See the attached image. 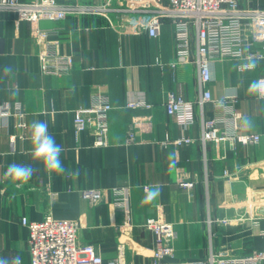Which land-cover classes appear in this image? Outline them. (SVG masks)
I'll use <instances>...</instances> for the list:
<instances>
[{
    "label": "crops",
    "instance_id": "crops-1",
    "mask_svg": "<svg viewBox=\"0 0 264 264\" xmlns=\"http://www.w3.org/2000/svg\"><path fill=\"white\" fill-rule=\"evenodd\" d=\"M34 25L61 30V51L74 57L68 74L41 71L39 45L31 36ZM191 35V54L181 58L174 28L167 21L160 35L153 37L145 30L121 33L97 14H71L61 20L32 23L17 22L14 12L0 13V105L20 102L23 110V115L0 116L3 257L18 255L28 264V228L21 218L41 220L48 212L56 218L76 220L79 243L94 244L104 264L113 259L121 264L151 261L154 237L142 225L149 216L174 224V260H206L211 252L244 255L262 247L264 217L260 225H254L252 219L264 210V100L250 94L248 87L264 75V58L256 62L254 70L243 72L238 71V59H214L208 83L215 98L237 95L234 109L241 114L239 130L259 133L260 142H204L203 119L224 109L212 102L200 103L193 27ZM6 65L13 67L8 75L3 73ZM171 91L193 100L195 123L183 126L167 113L165 102ZM96 93L107 95L113 106L108 114L106 146L93 144L90 128L78 137L74 131L75 109L89 106ZM130 100H143L150 106L131 108L127 106ZM244 117L251 118V128L243 126ZM34 120L47 121L49 134L63 147L65 169L78 170V175L49 173L41 162L32 160L30 125ZM131 128L135 138L127 142ZM183 135L195 141L185 145L172 142ZM170 153L175 154V167H169ZM13 162L35 169L19 189L4 175ZM184 180L192 185H181ZM115 186L129 187L131 227L125 232L120 227L123 212L111 203L109 190ZM151 186H160V196L142 203ZM83 188L103 189L104 197L91 204L82 197ZM222 218L229 223L223 224Z\"/></svg>",
    "mask_w": 264,
    "mask_h": 264
},
{
    "label": "built area",
    "instance_id": "built-area-1",
    "mask_svg": "<svg viewBox=\"0 0 264 264\" xmlns=\"http://www.w3.org/2000/svg\"><path fill=\"white\" fill-rule=\"evenodd\" d=\"M1 12H14L17 22L32 23L43 19L61 20L71 14H97L104 16L110 25L121 33L136 34L145 30L153 37L160 35L161 28L167 21L174 28L176 52L181 58H187L191 54L193 27L196 38L195 61L202 91L200 103L203 106L205 102H212L214 106L224 109L223 112L203 119V141H212L216 145L223 141L232 145L260 142L259 133L239 130L241 114L234 109L237 95L229 94L224 98H215L208 87L212 79V60L238 59V65H242L248 62L256 63L264 58V8L253 5L252 0H0ZM60 32L58 27L45 28L39 25L31 30L32 38L39 45L37 56L40 69L44 73L63 75L73 68V55L61 51L58 40ZM261 78H264V75L258 79ZM127 106L148 107L150 104L143 100H130ZM112 107L107 95L94 94L89 106L79 107L74 111L75 135L78 137L81 131L90 128L93 130L95 146L108 145V114ZM165 108L168 114L176 117L179 124L186 126L195 123L193 100L171 91L168 92ZM11 114L23 115L20 102H5L0 105V116ZM134 138L135 133L131 128L127 142L134 141ZM194 141V138L183 135L172 142L185 145ZM181 185L188 187L192 182L184 180ZM144 187L147 189L148 185ZM109 191L112 196L111 203L123 212L120 227L125 232L131 227L129 187L115 186ZM81 195L89 203L97 204L104 197V190L83 188ZM263 217L264 214L254 217L253 224L260 225ZM219 220L223 224L229 223L226 218ZM21 222L28 228V264H104L94 244L79 243L80 226L76 220L56 218L48 212L41 220H30L23 216ZM142 225L154 237L152 258L148 264H264V228L260 229V235L263 237L262 247L253 249L249 254L211 252L206 260L180 261L174 260V243L177 239L174 224L162 221L156 216H149ZM106 264H121V261L113 259Z\"/></svg>",
    "mask_w": 264,
    "mask_h": 264
},
{
    "label": "clouds",
    "instance_id": "clouds-1",
    "mask_svg": "<svg viewBox=\"0 0 264 264\" xmlns=\"http://www.w3.org/2000/svg\"><path fill=\"white\" fill-rule=\"evenodd\" d=\"M238 71H251L256 68L255 62H248L237 66ZM13 72L11 65H6L3 68V73L8 75ZM235 92V89L231 90ZM248 92L260 100H264V78L254 80L248 87ZM222 103V101H221ZM243 126L245 128H251L253 122L251 118H243ZM31 157L33 161L41 162L44 168L49 173H55L57 175L67 172L68 175H78L77 171L66 170L61 160V153L63 147L56 143L55 138L49 134L47 121L34 120L31 125ZM169 167H175L176 158L174 153L168 155ZM35 169L30 164H21L13 162L11 163L6 172L5 178L14 182L17 189L23 187L34 175ZM161 194L160 186H151L144 197L142 203L155 201ZM0 264H22L20 256L15 257H3L0 256Z\"/></svg>",
    "mask_w": 264,
    "mask_h": 264
},
{
    "label": "rangeland",
    "instance_id": "rangeland-1",
    "mask_svg": "<svg viewBox=\"0 0 264 264\" xmlns=\"http://www.w3.org/2000/svg\"><path fill=\"white\" fill-rule=\"evenodd\" d=\"M252 4L253 5H256V6H261V7L264 8V0H252ZM261 210H263V209H261ZM261 210H260L261 213L258 212V214L256 215V217L259 216V215L264 214V210L263 211H261Z\"/></svg>",
    "mask_w": 264,
    "mask_h": 264
}]
</instances>
